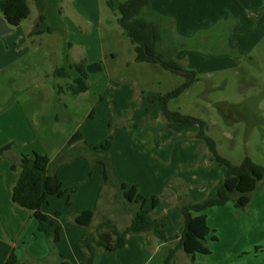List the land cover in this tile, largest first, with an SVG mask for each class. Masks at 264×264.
<instances>
[{"label": "crops", "instance_id": "obj_1", "mask_svg": "<svg viewBox=\"0 0 264 264\" xmlns=\"http://www.w3.org/2000/svg\"><path fill=\"white\" fill-rule=\"evenodd\" d=\"M26 1L30 10L28 18L16 28H10L11 32L4 40L0 38V150L10 145V149L0 156V264L4 263L12 250L18 264H60L58 254L69 264H82V255L76 244L84 236L85 231L82 227L74 225L72 219L80 213L93 212L92 230L103 219H110L100 209L102 166L92 164L89 157L78 155L59 168L57 176L68 190V194L61 198L48 197L47 203L41 208V212L47 215L55 226L60 227V241L55 249H51L45 235L38 231V222L32 212L12 202V191L21 173L18 166L21 156L38 153L53 160L62 150L82 148L86 143L89 149L99 145L84 132L85 121L81 128L73 133V135L76 132L80 133L82 136L80 140L71 146H68L67 142L61 148L50 152L37 135L34 123L19 100V95L28 91L21 84L34 77L27 64L32 58H38L39 54L44 57L46 63H51L40 75L45 81L52 76L55 68L68 63L69 60V65L82 61L87 65L101 62L102 71L88 76V80L91 75L98 78L94 77L98 82L95 91H92L88 83L89 89L79 96H85L91 91L94 98L101 101L105 90L111 87L112 81H122L114 70L111 69L109 73V69L106 68L108 53L102 41V29L105 24L102 4L107 3L104 0H57V7L60 9L58 13L57 7L49 8L48 5L55 0ZM151 7L160 25L166 21L172 23L175 38H180L175 34L187 39L192 38L196 32L211 28L229 17L238 19L239 24L234 29L235 35L230 38L229 45L238 48L242 54L244 51L245 54L249 52L251 48L249 43L259 30L253 31L252 26L257 24L254 20L264 19L260 16L264 10V0H153ZM44 17L45 20L42 21ZM49 29L53 32L49 33ZM105 29L109 31V28ZM109 55L112 60L116 58L114 51ZM218 58L208 59L185 51L176 55L178 62L187 61L186 69L195 72L200 65H212L214 62L219 64L220 60L228 66L234 63V59L227 56ZM134 59L135 57L128 61L126 66L134 63ZM45 88L44 95L51 96L53 92L51 87ZM113 94V99L109 102L115 108L117 92ZM26 102L29 107L33 104L29 100ZM150 103L139 109L141 112L138 118L132 116L125 124L138 122L151 106ZM98 105L92 109L96 110V113L100 110L96 109ZM105 109L106 106L103 107L104 111ZM157 113L158 109H154L152 117H156ZM156 119V128L147 125L129 129V132L120 131V135L113 140L110 148L112 174L117 182L128 187L136 186L138 194L144 197H147L146 194L158 197L159 190L166 189L169 179L185 175L180 168L183 166V157L186 156L187 161L188 156L182 153H189L190 157L186 162L188 164L195 159H199V164L203 163L206 168L215 164L209 161L206 145L194 138L197 129L190 128L182 133L165 132L164 123L160 126L158 123L160 118ZM140 131L141 140H136V133L134 135L132 133ZM13 164L16 165L15 169H12ZM224 169L223 167L219 169L217 180H209L216 182L211 199L216 198L217 191L222 185ZM130 171L136 174L135 180H130L127 174ZM191 173L193 175L191 174L190 179L193 182L208 184L207 181L198 180L196 171ZM210 176L214 179L211 174ZM179 191L174 190L170 193L167 202L159 200L153 211L154 217L165 223L164 233L170 238L173 237L172 240L163 242L149 234L128 235L122 249L116 252H101L99 264H164L168 250L177 244L182 232L180 224L175 232L168 231L170 225L168 222L173 224L172 222L177 220L180 223L178 217L181 190ZM191 198L192 201H197L193 196ZM76 199L77 205L74 201ZM204 214L208 228L216 232L218 240L222 237L220 233H225L235 244H245L246 249L251 243L264 244V187L254 196L247 212L235 209L232 202H228L223 207L209 208ZM63 218H66L68 225ZM239 248H243V245ZM197 255L200 254L195 255L193 264H198ZM168 264H183V261L179 260L178 251ZM245 264H264V259L256 256L253 262Z\"/></svg>", "mask_w": 264, "mask_h": 264}, {"label": "rangeland", "instance_id": "obj_2", "mask_svg": "<svg viewBox=\"0 0 264 264\" xmlns=\"http://www.w3.org/2000/svg\"><path fill=\"white\" fill-rule=\"evenodd\" d=\"M104 1L107 3L109 0ZM112 1L123 3L126 0ZM260 14L264 17V10ZM102 16L105 20L104 29H102V41L104 49L108 53L106 68L109 69V73H111V69L114 70L117 77L121 78L122 81H112L111 87L105 90L101 101L95 99L91 91L85 96L65 92L64 88L71 83V80L54 78L53 76H49L46 81L40 78V75L51 64L46 63L41 54L36 59L32 58L27 64L35 80L33 77L28 82L21 84L28 91L21 93L19 100L32 119L37 135L50 152L64 146L73 136L74 131L81 128L85 121L84 132L88 133V138L96 141L99 146L106 141L112 144L113 140H116L120 135V131L129 132V129L147 125L156 128V117L160 118L158 120L160 126L163 125L164 121L160 115V110L155 108L153 103L156 102L159 95H165L187 81L186 77L179 72L175 74L162 69L158 65L139 64L134 61L131 65L126 66V63L135 57L133 46L118 26V16L108 10L105 4H102ZM149 18L151 20L157 19L152 16H149ZM236 21L237 23L235 27L232 26L230 35L225 37L224 45L218 44L201 50L187 48L179 51L190 52L213 60L227 56L234 59V63L228 66L220 60L219 64L214 62L212 65H200L198 69L196 68L198 72H196L197 80L179 98L171 100L168 103V109L203 121L207 128L206 134L213 140L217 153L231 164L239 165L244 158H249L255 164L264 167V19L254 20L257 24H254L252 29L254 32L255 29L259 30L257 34L255 32L254 35L256 36L249 43V48H251L246 54L245 51L242 54L238 48H232L229 45L230 38L235 35L234 29L239 24V20L236 19ZM158 24H160L159 21ZM162 26L165 48L168 51L172 46L176 48L180 40L179 38L173 39L172 23L166 21ZM105 27L109 28V31ZM175 36L183 38L176 34ZM171 42L172 44H170ZM111 51L116 54L114 60L109 55ZM73 58L74 55L71 56V59ZM68 63L60 64L57 68H67ZM186 63L187 61L179 62L182 68L179 71L184 72L183 70H187ZM94 77L97 78V76L91 75L88 80L93 92L98 86V82L94 80ZM46 86L51 87L53 91L51 96L44 95ZM115 91L117 92L116 104L113 108L109 101L113 99L112 96ZM152 99H155V101H152ZM27 100L33 103L30 107L27 105ZM100 102L102 104H99ZM148 102H151V106L146 109L145 114L138 122L125 124L127 120L132 119V116L135 119L138 118L141 112L139 109ZM96 104H99L96 109H100L97 110V113L96 110H92L97 106ZM104 106L107 109L105 111L103 110ZM148 109H150L149 112H147ZM154 109H158L156 117H152ZM191 129H197V127ZM164 131L167 132L165 128ZM93 132L96 134L93 135ZM135 133L136 140H141L142 132H133L132 135ZM122 136L124 137V135ZM116 151L117 149H115ZM108 154L111 155L110 150ZM182 155H187L188 159L190 157L187 152L182 153ZM185 158L186 156L183 157V166L180 168L185 177L181 176L180 178L177 176L169 179L166 189L164 191L159 190L158 197L149 194H146L147 197L143 196L147 201L145 207H148V210L151 208L153 197L158 201L167 202L170 193L174 190L178 192L181 190L190 200L193 196L197 200L196 202L212 198L213 188L216 185V182L213 183L212 181L217 180L216 176L222 167L214 164L212 167L206 168L203 163L199 164V159L192 160L188 164L186 163L188 159L186 161ZM194 171L197 172L198 180L207 181L208 184L193 182L190 177L193 175L191 172ZM127 174L130 180H135L136 174L134 172L130 171ZM100 190L102 192L100 199L101 211L110 218L109 220L113 222L118 230H122L123 226L130 220L135 206L126 202L116 189L101 187ZM74 201L77 205L78 199ZM248 209L249 207L241 211L247 212ZM66 218H63V220L68 225ZM179 219L180 217H178ZM172 223L168 222L170 224L168 227L169 232H175L176 227L179 224L181 226V221L179 223L176 220ZM82 229L85 231L84 228ZM222 234L220 233L222 237H219L218 240L216 232L211 230L210 235L206 238L210 254L197 255L198 264H245L253 262L256 256H261L264 259V255H262L264 254V244L255 245L251 243L247 249L245 248L246 245L242 244L243 248H239L242 245L235 244L234 240L227 238V234ZM211 235L217 238L216 242H211ZM172 239L173 237H171ZM178 256L183 264L194 263L182 251H178Z\"/></svg>", "mask_w": 264, "mask_h": 264}, {"label": "trees", "instance_id": "obj_3", "mask_svg": "<svg viewBox=\"0 0 264 264\" xmlns=\"http://www.w3.org/2000/svg\"><path fill=\"white\" fill-rule=\"evenodd\" d=\"M58 1L49 2V8H56ZM152 2L153 0H126L123 3H114L109 0L107 6L113 14L118 16L117 24L133 46L134 61L139 64L158 65L175 74L182 70L179 62L175 59V55L179 51L187 48L201 50L218 44L224 45L225 37L230 35L232 26L235 27L237 23L233 17L220 21L207 30L198 31L192 38H179L180 42L176 48L171 45L172 47L168 51L164 46L163 26L158 24L157 19L149 18V16L157 18L151 7ZM57 12L60 13L58 7ZM29 13L26 0H0V14L9 28L19 26L28 18ZM43 20L45 17L42 18ZM48 32L52 33L53 31L49 29ZM173 39H176L174 35ZM101 71V62L87 65L85 61H82L69 65L67 68H55L52 76L71 80L64 91L79 95L89 89L88 76ZM183 71L187 81L171 92L159 95L153 105L160 110L166 131L182 133L192 127H197L194 138L206 145L209 161L225 168V173L215 199L193 202L185 193H180L179 210L182 232L177 244L168 250L164 264H168L175 257L177 251H182L190 258L191 262L194 261L196 254L209 255L210 249L206 238L210 235L211 230L207 226L204 212L209 208L223 207L228 202H232L237 210H246L252 202L254 194L264 187V167L255 164L249 158H244L239 165L231 164L217 153L213 140L206 134L207 128L203 121L168 109V103L179 98L197 80L195 71ZM81 138V134L76 132L69 139L68 146ZM110 148L109 141L94 149H89L84 144L82 148L62 150L53 160H50L46 155L33 153L21 156L18 163L21 173L12 191V202L32 212L34 219L38 222V231L45 235L51 249H55L60 241V227L55 226L50 218L41 212V208L47 203L48 197L61 198L68 194V190L59 180L57 172L62 165L76 156L84 155L92 159V164L101 165L103 168L101 186L116 189L126 202L135 206L130 223L123 230H118L109 219H103L92 230L91 222L94 214L91 211L80 213L72 219L74 225L85 229L84 236L76 244V248L82 255V264H99L101 252H116L122 249L128 235L149 234L163 242L171 240L164 233L165 223L155 218L153 214L158 205V199L153 197L150 210L145 209L146 199L138 194L137 187L120 184L113 176L108 154ZM9 149L10 145L1 149L0 156H3ZM15 167L16 165L13 164L12 169ZM67 204H69L68 201ZM216 241L217 238L212 235L211 242ZM58 258L60 264H69L60 254H58ZM3 264H18L13 250Z\"/></svg>", "mask_w": 264, "mask_h": 264}, {"label": "water", "instance_id": "obj_4", "mask_svg": "<svg viewBox=\"0 0 264 264\" xmlns=\"http://www.w3.org/2000/svg\"><path fill=\"white\" fill-rule=\"evenodd\" d=\"M11 32L10 28L8 27V25L6 24V22L4 21L3 17L0 15V38L1 39H5L6 36ZM180 74L184 75L185 72L182 71H178Z\"/></svg>", "mask_w": 264, "mask_h": 264}]
</instances>
